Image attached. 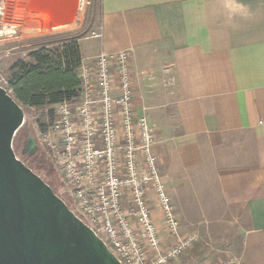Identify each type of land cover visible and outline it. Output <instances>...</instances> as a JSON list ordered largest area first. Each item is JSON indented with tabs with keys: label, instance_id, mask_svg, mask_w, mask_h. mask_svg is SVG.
Returning a JSON list of instances; mask_svg holds the SVG:
<instances>
[{
	"label": "crops",
	"instance_id": "obj_1",
	"mask_svg": "<svg viewBox=\"0 0 264 264\" xmlns=\"http://www.w3.org/2000/svg\"><path fill=\"white\" fill-rule=\"evenodd\" d=\"M97 30L81 57L130 53L134 112L155 130L181 227L216 226L200 234L229 240L238 264H264V0H98Z\"/></svg>",
	"mask_w": 264,
	"mask_h": 264
},
{
	"label": "built area",
	"instance_id": "obj_2",
	"mask_svg": "<svg viewBox=\"0 0 264 264\" xmlns=\"http://www.w3.org/2000/svg\"><path fill=\"white\" fill-rule=\"evenodd\" d=\"M89 5L79 0V9ZM100 37V32L91 35ZM76 73V98L53 106L54 119L37 137L74 203L71 213L120 264L178 261L198 236L181 232L152 152L155 130L134 112L130 53L100 51L82 59ZM153 203L174 241L170 247H163ZM217 264L238 262L228 257Z\"/></svg>",
	"mask_w": 264,
	"mask_h": 264
},
{
	"label": "water",
	"instance_id": "obj_3",
	"mask_svg": "<svg viewBox=\"0 0 264 264\" xmlns=\"http://www.w3.org/2000/svg\"><path fill=\"white\" fill-rule=\"evenodd\" d=\"M78 5L79 0H27L20 8L44 18L40 28L53 30L74 23ZM23 125L21 105L0 86V264H120L52 188L17 158L12 142ZM37 151L35 138L28 134L22 154L33 157Z\"/></svg>",
	"mask_w": 264,
	"mask_h": 264
},
{
	"label": "rangeland",
	"instance_id": "obj_4",
	"mask_svg": "<svg viewBox=\"0 0 264 264\" xmlns=\"http://www.w3.org/2000/svg\"><path fill=\"white\" fill-rule=\"evenodd\" d=\"M89 1L91 2L89 6L78 9L72 25L53 30L36 31L37 29H30L26 24V19H23L26 10L20 6H25L27 0H0V86L6 88L5 81L9 76V70L16 62L31 63L29 54L39 51L43 47L55 50L64 47L69 41L77 39L78 43L81 42L82 47L85 48L91 42L87 40L91 39L92 33L99 32L97 30L98 0ZM21 108L24 113V127L16 132L13 138L12 148L15 155L52 188L70 211H74V203L68 195L64 183L55 173L50 160L41 152L39 145H37L38 151L35 156L28 158L22 154L28 134L34 133L38 143L37 137L40 132H43L41 126L46 129L51 124L48 111H53L54 119V107L33 109L21 105ZM184 187L186 188V186ZM183 196L187 197L188 203L192 207L189 212L195 214V219L199 220L201 205L195 204L193 194ZM200 228L217 229L212 225L181 227L183 234L195 233L198 236V241L181 257L182 259L185 258L187 263L217 264L232 257L229 256L231 254L227 246L229 240L217 242L219 240L213 239L209 233L200 234ZM219 237H222L221 234Z\"/></svg>",
	"mask_w": 264,
	"mask_h": 264
},
{
	"label": "trees",
	"instance_id": "obj_5",
	"mask_svg": "<svg viewBox=\"0 0 264 264\" xmlns=\"http://www.w3.org/2000/svg\"><path fill=\"white\" fill-rule=\"evenodd\" d=\"M29 58L31 63L16 62L5 81V89L20 105L45 109L76 98L80 86L76 71L82 60L77 39L55 50L43 47L30 53ZM48 115L52 121L53 111L49 110ZM29 134L36 140L34 133Z\"/></svg>",
	"mask_w": 264,
	"mask_h": 264
},
{
	"label": "bare ground",
	"instance_id": "obj_6",
	"mask_svg": "<svg viewBox=\"0 0 264 264\" xmlns=\"http://www.w3.org/2000/svg\"><path fill=\"white\" fill-rule=\"evenodd\" d=\"M78 9H79V5H78ZM40 17H41L40 15L31 14V13H28L26 11L25 14H24V16H23V19L24 18L26 19V21L28 22V23L26 22V24L28 25V27L30 29H33V30H36L37 29L36 31L50 30V29H42V28L39 27L40 26V22L45 21L44 18H42V17L40 18ZM33 24H39V25H34L33 26ZM65 27H68V26H65ZM35 32H32V33H35Z\"/></svg>",
	"mask_w": 264,
	"mask_h": 264
},
{
	"label": "flooded vegetation",
	"instance_id": "obj_7",
	"mask_svg": "<svg viewBox=\"0 0 264 264\" xmlns=\"http://www.w3.org/2000/svg\"><path fill=\"white\" fill-rule=\"evenodd\" d=\"M23 151V150H22ZM24 156L28 157V158H31L32 156H29L28 155V152H25V154H23Z\"/></svg>",
	"mask_w": 264,
	"mask_h": 264
}]
</instances>
